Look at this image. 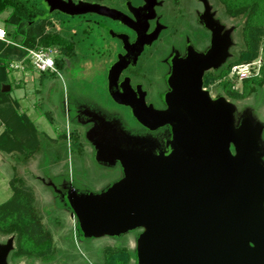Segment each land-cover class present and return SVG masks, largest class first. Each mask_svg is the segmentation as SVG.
<instances>
[{"label": "rangeland", "instance_id": "rangeland-1", "mask_svg": "<svg viewBox=\"0 0 264 264\" xmlns=\"http://www.w3.org/2000/svg\"><path fill=\"white\" fill-rule=\"evenodd\" d=\"M63 1L74 5L88 4L80 0L76 3L72 0ZM211 2L215 3L216 8L219 7L217 13L220 19L223 18L222 7L220 8L216 0ZM181 6H186L188 12L176 22L175 28L177 23L179 28H183L184 22L192 21V9H195L197 4L194 0H181ZM7 15L8 12L0 15V26ZM239 18L224 16L229 47L233 45L230 33L238 35L234 42H240L239 33L243 19L239 21ZM53 21L54 27L58 28V23ZM174 32L169 30L168 33L176 40ZM79 40L81 41L75 47L74 55L64 60L62 67L54 74H41L27 67L28 73L12 71L8 76L12 84L10 100L17 101L16 109L19 113H24L33 124L36 138L43 141V146L27 157L18 151L9 154L0 152V207L14 197L11 188L13 177L22 178L31 191V197L20 195L14 201L16 205L12 210L19 218L26 215V207L31 206L37 210L40 223H31L28 233L41 238L44 231H49L54 248L53 256L49 260L34 261L32 264H102L105 246H126L132 251L131 264H139L137 248L144 228L136 226L111 236H86L79 225L76 212L68 204V192H73L81 198L96 196L106 200L111 191L121 187L126 180L130 181L119 153H122L121 156H127V148H131L144 153V159L148 163L155 162L161 165V168L164 165L169 168L173 166L179 170L177 172L201 176L200 183L204 187V195L201 196H210V191L206 188L209 183L207 173L214 161L188 155L178 144L175 138L176 127L172 123L159 128L154 138L150 135L141 137L140 134H132L130 131L135 129L136 125L133 123L130 109L114 101L108 93L106 75L111 59L106 57L104 52L107 47L103 46L108 45V42L98 39L95 43L92 41V44L91 39ZM262 41L264 42V36ZM262 49L260 46L259 56L255 61L257 64H264ZM6 86L8 85L5 83L1 84V91ZM211 87V93L215 95L216 83ZM241 87L242 82L234 79L232 89L237 91L240 97H229L225 103L233 108L235 130L239 131L240 122L244 117L247 118V125L256 127L253 131L256 135L258 154L254 158L264 172V93L262 88L246 89L243 92ZM216 99L217 97L212 102ZM236 118L239 119L236 121ZM3 128L0 121V133ZM71 133L72 140L69 138ZM236 138H239V134ZM230 144L233 146L232 142ZM143 169L145 170V167ZM146 172L148 173L147 170ZM238 174L231 177L234 178ZM249 175L252 177L253 186H249L246 189L247 194L245 190L243 194L246 198L250 196V199H253L261 193L260 207L264 209V178L263 183L257 185L256 175L252 172ZM236 184H231L233 192ZM236 187L239 188V185ZM28 220H31V217H28ZM11 238L13 236L0 235V245ZM12 246L14 247V241ZM7 264L12 263L7 259ZM16 264H29V261L21 260Z\"/></svg>", "mask_w": 264, "mask_h": 264}, {"label": "water", "instance_id": "water-1", "mask_svg": "<svg viewBox=\"0 0 264 264\" xmlns=\"http://www.w3.org/2000/svg\"><path fill=\"white\" fill-rule=\"evenodd\" d=\"M42 1L49 13L53 10L69 16L97 13L126 22L122 14L97 4ZM199 1L204 4L206 15L207 0ZM207 23L212 32L211 50L196 61L189 84L183 81L177 84V93L171 96L174 105L158 116H152L144 108L138 110L150 116L155 124H174L175 138L188 155L214 161L207 173L210 196H201L204 195L201 176L177 172L173 166L161 168L155 162L148 163L144 153L131 148H127V156L119 153L130 181L111 191L106 200L67 194L68 204L76 212L86 236H111L142 226L144 231L137 248L139 264H264L261 193L253 199L243 194L253 186L249 173L256 175L257 185L263 183L262 166L254 158L258 146L255 139L244 138L249 136L247 124L244 132L235 130L233 108L227 103L213 104L201 88L203 71L216 68L229 46L225 42L218 49L219 29L214 27L217 23ZM122 61L117 62L110 75L109 91L116 101L128 104L113 85ZM187 87L189 91L184 89ZM9 90L6 86L2 92ZM231 142L235 155L229 150ZM233 174L238 176L233 178ZM233 183H237L235 192L231 188ZM12 241L13 238L0 245V264H7Z\"/></svg>", "mask_w": 264, "mask_h": 264}, {"label": "flooded vegetation", "instance_id": "flooded-vegetation-1", "mask_svg": "<svg viewBox=\"0 0 264 264\" xmlns=\"http://www.w3.org/2000/svg\"><path fill=\"white\" fill-rule=\"evenodd\" d=\"M72 1L76 3L79 0ZM80 1L100 5L125 16L126 22L97 13L77 15L80 17L79 24L82 26L81 29L86 30L83 32L84 40L91 39L90 42L92 44L98 39L108 42V45H103L107 47L104 52L106 57L111 59L107 68L106 85L109 96L114 101L116 100L109 91V78L117 62L123 59L121 70L116 74V80L113 85H115L117 93L123 95L124 100L128 104L116 102L127 106L131 111V116L134 118L133 123L136 126L130 132L132 134H140L141 137H149L150 135V137L154 138L159 128L164 127L167 123L155 124L150 116L141 114L138 109L149 110L152 116H158L162 112L170 110L173 104L171 96L177 93V84L181 81L189 84V80L194 73L193 68L196 61L200 59V56L203 55L204 57L211 50L212 32L206 26L208 24L207 21L213 23L216 20L217 24L214 27L219 29L218 49H221L225 42L228 44L227 28L224 22V16L228 15L227 12L222 8L224 16L220 19L218 15L219 7L216 8L215 3L213 4L211 0H207L209 9L204 15V4L202 1L194 0L197 7L192 9L194 14L192 21L184 22L183 28H179L177 23L178 26L175 28L176 22L180 21L183 14L188 12L186 6H181V0ZM52 13L50 12L49 14ZM55 29H60L59 23L58 28ZM93 30L95 31L92 32ZM169 30L175 31L174 37L176 40L171 33H168ZM233 33L229 34L233 45L231 47L228 46L226 49L225 58L222 61L220 60L216 68L211 67L204 70L201 78L202 90L208 93L211 101L217 97L213 104H221L222 106L225 105V101L226 99L228 100L229 96L226 92L218 90L216 87L219 81L213 82L211 78L215 72L218 73L226 68L229 56L233 55L237 49L235 48V46L237 47V42H234V40L238 35ZM58 57H61V54L56 48L55 59ZM63 59L67 60L68 57ZM261 66L257 75L253 77L260 75ZM253 77L248 78V80ZM228 78L229 76H225V80ZM213 83H216L215 95L211 93ZM184 89L189 91L188 87ZM243 98L245 97H241V99ZM238 119L236 118V121ZM246 123L247 118L244 117L242 122H240V132H244ZM247 127L249 128V136L244 138L256 139L253 131L256 127H253L252 124L247 125ZM229 150L232 155H235L233 146H230ZM261 210L264 212V209Z\"/></svg>", "mask_w": 264, "mask_h": 264}, {"label": "trees", "instance_id": "trees-1", "mask_svg": "<svg viewBox=\"0 0 264 264\" xmlns=\"http://www.w3.org/2000/svg\"><path fill=\"white\" fill-rule=\"evenodd\" d=\"M216 2L228 15L240 17L239 21L243 19L236 51L229 56L226 68L215 72L211 78L213 82L219 81L216 88L220 91L226 92L231 98H238L240 94L232 89L234 79L225 80V76H228L233 65L256 60L260 46L264 51L262 41L264 0H216ZM4 12H8V15L3 19L2 27L5 29L6 40L11 44L0 41V85L5 83L10 90L2 92L0 87V121L4 126L0 133V152L9 154L18 151L27 157L31 152L39 151L43 141L36 138V129L25 114L19 113L16 109L17 101L10 100L12 84L8 76L12 70L9 69V64L25 57L26 51L23 48L55 47L61 54V57L55 59V68L59 70L63 58H71L74 55V49L79 45L81 41L79 39H84L83 32L86 30L81 29L80 17L77 15L68 16L54 10L49 14L42 0H0V15ZM52 20L59 23V30L54 28ZM241 88L243 92L246 89L262 88L264 93V64L261 66L260 75L243 80ZM69 138L72 140V133ZM15 158L23 162L20 158ZM11 188L14 197L0 207V235L13 236L14 241V247L7 258L9 263L16 264L21 260H28L29 264H32L34 261L49 260L54 253L50 232L44 231L41 238L28 233L31 223L35 225L40 223L38 211L31 206L26 207V215L19 218L12 210L16 205L14 201L20 195L31 197L30 189L23 179L17 176L13 177ZM28 217H31V220H28ZM131 254L132 251L126 246H105L102 264H131Z\"/></svg>", "mask_w": 264, "mask_h": 264}, {"label": "built area", "instance_id": "built-area-1", "mask_svg": "<svg viewBox=\"0 0 264 264\" xmlns=\"http://www.w3.org/2000/svg\"><path fill=\"white\" fill-rule=\"evenodd\" d=\"M0 41L5 42L6 44H11L10 41L6 40L5 29L2 26H0ZM23 49L26 51L25 57L19 61L11 62L9 64L10 70L25 74L28 73L27 67H30L32 68V70L37 71L39 73L56 72L55 47L40 46L33 49ZM255 61L256 60H254L253 62H246L233 65L230 69L229 77L231 79H236L237 81H243L257 75L261 64H257Z\"/></svg>", "mask_w": 264, "mask_h": 264}]
</instances>
